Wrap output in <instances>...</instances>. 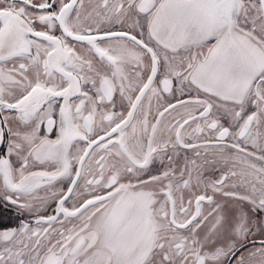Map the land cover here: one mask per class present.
<instances>
[{
	"label": "snow or ice",
	"instance_id": "1",
	"mask_svg": "<svg viewBox=\"0 0 264 264\" xmlns=\"http://www.w3.org/2000/svg\"><path fill=\"white\" fill-rule=\"evenodd\" d=\"M0 206V264H264V0H0Z\"/></svg>",
	"mask_w": 264,
	"mask_h": 264
},
{
	"label": "flooded vegetation",
	"instance_id": "2",
	"mask_svg": "<svg viewBox=\"0 0 264 264\" xmlns=\"http://www.w3.org/2000/svg\"><path fill=\"white\" fill-rule=\"evenodd\" d=\"M0 212L3 213V215L0 216V221L10 225H14L16 223L14 215L11 214L9 211L4 210L3 206H0Z\"/></svg>",
	"mask_w": 264,
	"mask_h": 264
}]
</instances>
